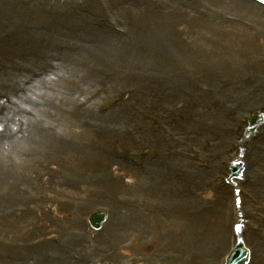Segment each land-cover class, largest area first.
I'll return each instance as SVG.
<instances>
[{
  "label": "rangeland",
  "instance_id": "1",
  "mask_svg": "<svg viewBox=\"0 0 264 264\" xmlns=\"http://www.w3.org/2000/svg\"><path fill=\"white\" fill-rule=\"evenodd\" d=\"M208 1L210 0H200L195 4L197 6H195L193 10L196 11L198 19H209L212 22L218 20L222 22L223 24L216 25L214 28L222 30L223 32L214 35L211 30H207L206 35H201L198 31L200 39L197 41V30L194 29L195 37L193 39V44L190 47L196 51L197 55H199L198 60L200 62L212 64V67L209 69L215 73V77L212 80L214 81L218 79L216 73L222 75L226 73L227 69L230 68L232 64H234L236 55L230 41L238 39L241 41L243 37L249 36L250 34L253 36L256 35L255 32L257 31L259 33H263L261 36L264 39V27H260L259 30L258 25L260 24L257 23L256 18L253 16L254 14H258L257 12L260 11L259 8L252 9L249 6H246V4H231L230 2V4H225L212 1V3H209ZM43 8H45V6H43ZM260 12L264 14V12ZM258 15L260 16V14ZM182 36L184 38L183 33ZM256 42H258L256 39H252V49L248 50L247 58L259 65L261 62L263 63L264 54L254 46ZM236 62L238 63L237 66L241 67V71L244 76L249 75L252 79L253 76L258 75L260 83L262 84V82H264L263 70L252 71L249 68H246L244 64L240 63L243 61L237 60ZM122 64L124 66V71H127V73L131 72L130 66H128L126 62H122ZM45 66L50 67L51 64L41 65L35 55H31L29 57L21 58L18 61V67L9 70L4 66L3 60L0 59V97L3 99V93H5V91H12V94H9L11 95V103H7L4 99H0V167L7 171V175H5L6 180L0 183V199H8L9 197L14 199L9 206L16 215H20L25 211L27 205V201H25V199H27L25 196L26 188H22V185H26L28 183L31 185L32 182L31 192H35L33 198L40 200H37L30 205V210L27 212L29 219H27L24 224L21 223L22 232H24L23 234H26L30 230L28 226L31 223L34 226L36 225L38 228H42L46 233H50V235L52 233V236L57 234L59 226L60 228L63 227L66 229L73 228L75 231L80 230L82 231V234L88 233L89 235L83 238L85 240L82 239L80 241L78 244L79 248H81V244L84 241H92L94 243L93 246H95L99 252L102 250V255L95 252V258L105 259V257L110 258L112 255H117L118 257L116 256V261L118 264H125L121 260L125 261L127 256V261L135 259L134 262L131 261L129 264H144L141 260L143 258L146 259L147 257L151 259V264H153L156 257L163 258V255L169 256V251L165 246H162L163 239L174 231L171 230L169 232L171 226H174L176 229L179 224H182L178 231H183L186 228V221L181 219V216L186 214H180L179 220H177L172 217L161 216L157 213L159 212L161 214L162 209V207H158L156 205L154 200L158 196L151 192H147L146 189V186L152 183L153 177H150L147 180V178L144 179L142 178V175H140V173H145L148 170L146 167H141L139 173L136 170L129 169V167L123 168L117 164H113L112 162L101 160L100 167L103 170L100 174L94 175L96 170L98 171V162L96 163V166L91 168L89 163L86 164V162L82 160V158L87 155L86 140L91 137V135L88 134L89 127H87L86 122H84L86 117L82 114L77 118L75 115L71 116L69 113H64L68 109V104L71 106V110L74 109V101H72V99H70L67 95V101L61 97L65 91L64 85H57L54 80V78L57 80V77L54 76L53 78L52 75V67L50 68L52 73L47 74V77L39 74V71H43L42 69H44L43 67ZM101 66L102 69L98 68L91 70L90 75L92 74L93 81L101 79L105 75L106 68L104 65ZM56 69L59 72V69ZM10 72L12 78L6 79V74ZM58 76L60 81H62L63 78L60 75ZM28 77L33 78L36 81L29 87L26 84ZM213 85L214 84L212 82L204 78V75L201 73L197 65L177 66L169 71L168 74H166V76L159 81L157 84L159 89H156L155 85L150 88L148 105H144L143 107L138 106V108H136L132 104L129 111L136 115L138 117V121L143 123L146 128H148V124L142 121L141 116L149 115L152 118H156L159 116L162 105H166L165 107H171L172 109V105L178 100L183 103L190 102L191 104L192 99L194 105L198 96L203 97L202 90H205V88ZM45 88L47 90L43 92ZM98 88L99 87L97 86L94 89ZM165 88H169V90L167 91ZM123 89H130L135 92L136 85L135 83H128L127 86L116 87L110 93L107 91V95L102 94L101 99H99V103L104 104L109 102L110 99L118 95V92ZM173 90L175 95L168 104L160 102L159 98L155 97V95L159 96V93H157L158 91H165L167 93ZM38 93L41 94L36 96ZM47 93L49 95H47ZM88 93L91 94L93 92L89 91ZM133 95L134 93L132 92L131 97ZM128 99L130 98H126L122 102L121 113L113 110H108L105 113H100L99 111L96 112L97 105L94 106V111L92 113L94 117L100 118V120L107 126L120 130L123 136L130 140L129 145L124 140H119L115 144H107V141H103L106 139L102 137L103 135L96 134V137H98L96 139L102 140L101 142L103 143L100 145L101 150L109 152L114 148L121 149V147H126V149H122V152L124 154L131 153V156H133V154L138 151V147H141L145 152H143L142 161H145L146 156H158L156 168L157 170H162V172L156 173V171L152 168L147 171L151 174H157L156 178L158 181L156 179L157 182L153 183L155 185V192H158L160 189H172L174 193L175 190H183L187 183L186 180L188 179L189 170L186 168L188 163L192 164V168L194 170L197 169L202 171H206L208 165L209 169L206 172L209 173L211 183L207 184L205 182L207 178L203 180L196 177L193 181V185L198 188V191L195 192V194L187 196L183 199H192L193 202L188 204L192 207L200 208L201 210L198 211L202 215H206L208 211L216 208L219 203L221 204L226 202L225 208L222 209V206H220V209H222V219L225 218L224 228H226L228 237L231 236L233 238V227L236 229V225L239 222L241 223L243 235L245 232L246 239H248L249 232L255 233L252 227L253 225L260 227L264 226V200L256 199V197L254 199V195L251 192H248L250 197H242L240 193L234 194L233 189L231 188L225 193L221 188L220 191L217 190L219 185L220 187H223V178L229 175V163L230 161L235 160L236 154H238L239 147L238 145L235 146V142H233V138L237 139V137H231L232 139L224 145L223 143H220L221 135L212 131L206 138L201 139L198 142H194V145H191L174 158L162 159V153L170 155L179 153L181 150L187 133H190L188 131H183L186 127V121L184 120L185 122L183 121L181 123L184 127L181 129L177 127L178 130L182 131L181 133L183 135L181 136H174L168 130L166 132L167 135H164V130H154V132L158 133L161 137H164V139L159 143V145L150 147L143 139L133 138L135 137L134 129H137L136 125L131 127L129 125L123 128L118 125V123L123 121V119L117 120V117H122L124 115L125 109L123 105ZM36 100H43L45 102L56 101L57 105L61 107L57 109L55 103H53V105L50 104L49 106L41 105L46 107L44 109L36 104ZM75 101L82 102L83 100L77 98ZM209 101L210 99H207L205 106L208 111H213L210 107L212 103L209 104ZM260 104L264 105L263 98L253 99L252 106L249 107V110L260 106ZM151 106L157 108V110H147V107ZM227 113H231L236 120H241L247 115V113L245 115H242L241 112L236 113L234 110L229 108L227 110H222V117L226 119ZM251 113H256V111ZM67 116L68 118H66ZM88 118L92 119L91 116H88ZM100 120H91L92 134L93 130H96L97 127L102 124ZM246 123L247 120L245 121V126L243 125L244 128L242 127L243 129H241L240 136L243 135ZM66 126H71V130L69 132L65 131ZM259 132L262 131H258L256 134ZM253 138H255V136H253ZM134 139L137 142H135ZM56 142L59 148H72L75 150L77 153L76 158L79 159L80 162H66L60 155H57L55 151L52 153L50 151L51 146H49V144H52L53 146ZM218 144L222 145L224 150L219 153L213 152L212 148ZM98 149L99 147L95 149V152L97 155L101 156V154L97 152ZM248 152H252V150H248ZM263 153L264 152L262 150H257L252 155H250V153L248 162L250 163L252 159ZM213 164H215L216 168ZM261 165H264V163H261ZM218 170H221V173L224 174V177H222L219 181V185L218 183L212 181L213 176ZM19 177L23 179L20 181L17 179ZM24 179H26V181H24ZM17 182H19V184H17ZM234 182L236 186L240 184L239 180ZM18 186L20 189H18ZM236 186H233L232 188H236ZM13 189H16L15 193ZM244 192L246 193V191ZM236 195L239 203L235 202ZM45 199H59L60 201H58V203H61V207H66L64 213H60V210L53 206V208H46V212L51 214L53 220L42 216L40 211H38V201H45ZM81 206H89L91 213L95 211L97 206L104 207L106 209L107 207L110 208L107 218L105 217L104 219L105 223H103L100 228L106 226L109 229H112L108 232L111 237L115 235L117 229V227L113 228L110 226L112 225V218H116V214L121 211V209L128 210L134 209L132 208L134 206H139L144 207L147 212L151 207L152 211L148 217L149 219H147L145 223L143 221L144 219L138 220L140 227H146L148 223L151 230L146 228L147 234H145L143 238H140L138 243H141L142 246L139 245L137 248L125 251L124 241H126L128 234L132 230L136 231L138 227L130 226L128 223L119 224L118 227L123 230V236L116 239L117 241H120L116 245H118V248L123 250L124 253L117 254L115 253L116 249L113 250V248H111L110 251V248H102L96 237V235L100 232V229H92L90 227L88 224L89 216H84L83 221L81 220L82 225L76 222L66 223V220H63L68 219L71 216H76L77 214L75 215V213L79 211ZM249 206L254 208L249 210H255V215H250L249 212H247L246 209H248ZM181 210L183 212L182 208ZM135 213L138 214V212ZM239 214L241 217L238 216ZM233 215L234 220L232 221L230 219ZM56 218L58 219L56 220ZM59 219L60 221H58ZM37 227L34 228V230L36 229L35 233H37ZM219 229L221 230V219ZM33 235L34 232H32L29 236ZM136 241L137 239H134V242ZM228 242L230 243V239ZM207 243L208 242L205 244ZM217 244L219 246L217 250L213 251L214 253H210V255L205 258L207 264H216L217 259L223 253L222 251L228 249L229 247V245H224L223 247V244ZM209 245L214 248V244L209 243ZM109 246L113 247V244H109ZM11 253L12 252L10 251H6L4 256ZM71 253L72 250L69 249V256ZM26 256V254H22V258H25ZM72 256L75 255L73 254ZM104 263L106 262L103 261L102 264ZM0 264H2L1 259ZM106 264H110V262Z\"/></svg>",
  "mask_w": 264,
  "mask_h": 264
},
{
  "label": "bare ground",
  "instance_id": "2",
  "mask_svg": "<svg viewBox=\"0 0 264 264\" xmlns=\"http://www.w3.org/2000/svg\"><path fill=\"white\" fill-rule=\"evenodd\" d=\"M0 59L3 60L4 66L12 70L18 67V61L21 58L29 57L35 55L39 58H50L54 52L58 54L68 53V50L77 55L80 60H84L86 63L93 62H126L130 66L132 76L129 78H122L121 74H113L110 81L107 83V89L111 92L112 89L128 83H135L136 91L130 99L124 103V115L122 117H117L118 119H123L118 125L122 128L125 126L136 125L137 129L134 132L135 139H143L148 143L150 147L159 145V143L164 139L154 132L152 129H146V126L138 121V117L134 115L129 108L133 104L136 108L138 106L143 107L149 103V93L150 88L155 85L156 89H159L157 84L159 81L168 74L169 71L177 66H193L197 65L204 78L214 85L206 88L203 97L198 96L193 105L191 99V105L189 108L184 106V109L179 112H174L170 107H165L162 105L160 109L159 116L153 119L151 122L157 124L163 119H171L172 117L186 118V129L190 133H187L181 150L179 153L166 154L162 153V159L174 158L176 155L181 154L185 149L194 145V142H198L201 139L206 138L210 132L214 131L221 135L220 143L224 145L232 139L231 137L236 136L239 131L242 120H236L231 113H227V118L222 117V110H227L231 108L236 113H242L245 115L249 113V107L252 106V100L256 98H263L264 100V82L262 84L259 81V76L255 75L251 79L249 75H243L241 67L237 66V60L244 64L246 68L252 71H264V60L257 65L254 61L247 58L248 50L252 49V39H256L258 42L254 44L256 48L264 54V39L261 36L263 33L255 32L256 35L250 34L249 36L243 37L241 41L231 40L230 44L235 52L236 59H234V64L227 69L224 74H217L218 79L212 81L215 77L209 68L212 67L211 63L200 62L199 55L190 46L193 44V39L195 37L194 29L197 30V41L200 39L198 31L201 35H206L207 30H211L212 33L219 34L222 30L214 28L216 25L223 24L222 22L215 20H201L198 19L195 12L185 10L184 4L179 3L177 0H145L143 2L146 5L145 8L142 6V0L137 1V6L132 2V0H123L122 6H116L111 4L110 10L112 12L120 13L128 22L132 23L133 31L131 32L132 38L134 37V43L131 42V38L126 39L115 35L111 30H98L92 25L94 17H101L104 13L97 7V5L92 0H80V7H87L89 12L87 15H72V10L69 7H59L57 4L53 3L52 0H35L34 2L28 3L27 6L22 5L17 0H0ZM224 2L229 0H210L212 2ZM44 4L50 5V11L45 14L43 12L42 6ZM241 5L246 3L240 2ZM247 5V4H246ZM76 7V8H77ZM254 14L257 23L260 27H264V14L260 11ZM39 16V19L44 22L47 27L42 29L33 25L34 17ZM55 21V22H52ZM59 21L63 26L69 25L67 30L65 27L57 24ZM93 31L96 37H93V43L91 46L85 47L78 43H81L79 36L84 33H90ZM131 31V30H130ZM190 31V32H188ZM184 35V38L182 36ZM239 43V45H238ZM236 60V61H235ZM68 75V79H64L70 84L72 90L69 93L73 95L82 94L86 86L91 85V81L86 75H82L80 82L73 83L72 73L69 70L65 71ZM1 78V76H0ZM11 72L6 74V79H11ZM251 80V81H250ZM175 83V81H174ZM76 86V89L73 87ZM47 90L46 88L43 92ZM42 92V93H43ZM160 102L169 103V101L174 97V90L166 93L165 91H158ZM41 93H39L40 95ZM44 94V93H43ZM30 95V94H29ZM45 95V94H44ZM86 92L81 95L85 97ZM31 96V95H30ZM46 96V95H45ZM210 98L212 105L214 106L213 111H208L205 104L207 99ZM37 104V103H36ZM95 103H91L88 110L91 109L93 112ZM263 104H260V107ZM56 108H60L56 106ZM62 110V109H61ZM147 110L156 111L157 108L151 106L147 107ZM85 111L83 109L81 112L77 113V117ZM232 112V111H231ZM245 117V116H244ZM243 117V118H244ZM162 123H164L162 121ZM172 127L171 134L174 136L183 135L178 129L173 125L168 124ZM109 138L108 140L115 143L114 139L119 136V130L108 127ZM257 131H262L259 138H249L241 143L243 151L245 150V145L247 144L248 154L252 155L257 150H262L264 152V127L259 128ZM125 141H128L126 139ZM47 142V141H46ZM51 146L50 151L56 152L60 155L66 162H80L76 158L77 153L72 148L63 149L59 148L57 142L49 144ZM213 152H221L224 150L222 145L218 144L212 148ZM86 151L87 155L82 158L86 164H91L93 160H104L111 161L114 164H118L123 168L129 167V165L121 163L116 159H112L110 155L99 156L95 152V141L90 137V140H86ZM243 153L241 161L244 162V174L243 178L247 181V189L254 195V199L264 200V165H261L255 169L250 168L248 160L250 156ZM238 156V154H236ZM236 158V157H235ZM258 162L264 163V153L259 154L254 158ZM186 162V161H183ZM157 162H148L146 167L148 170L151 168L156 171V173L162 172V170H157ZM215 166V164H213ZM186 168L189 170L188 179L186 180L185 188L180 191L171 189H160L155 192V185L153 183L157 182V174L151 173H140V170L134 169L142 175V178L147 180L153 177L152 183L146 186L147 192H151L158 197L155 200L158 207H162L161 216L172 217L179 220L180 214L181 219L186 221L187 226L183 231H178L181 227L179 224L178 228L174 226L170 227L172 231L164 239L162 246H165L169 251L170 255H163V258L156 257L153 264H207L205 258L210 253H214L220 245H228L229 239L228 233L224 230L225 224L222 219L221 211L225 208L226 202L219 203L216 208L208 211L206 215L201 213H195L196 207H192L190 204L193 202L192 199H183L187 196H191L198 191V188L193 185V181L196 177L205 180L209 178V173L202 170H197L192 168V164L188 163ZM91 169V168H90ZM133 169V168H131ZM222 170V169H221ZM143 172V171H142ZM7 171L0 167V183L6 180ZM167 177V176H162ZM157 179V181H156ZM250 185V186H249ZM14 199L9 197L8 199H0V259L2 264H76L71 262V257L68 254V250L71 249L72 252L77 249L76 255L82 253V249H79L78 244L82 238L78 235L77 231L73 228H59L57 229V234L55 236L46 233L42 228H38L37 233L29 236L22 232L21 223H25L27 213L16 215L9 204ZM39 211L42 216L52 219L51 214L46 212V208L56 207L60 213H64L66 207H61L55 201H38ZM222 206V209H220ZM183 209V212L181 210ZM252 206H249L247 212L250 215H255V210ZM123 213H122V212ZM116 218H112V226L118 227L121 223H128L130 226H136L138 229L136 231L132 230L126 239L133 236L137 239L134 246L131 248H137L141 243H138L140 238H143L147 234L146 228L151 230L150 225L141 226L139 224V219H144L146 222L152 208L148 209L147 212L135 213L136 211L131 209H121ZM91 211L89 206H81L79 212L76 216H71L66 220L68 222H76L82 225L81 219L85 215H90ZM221 216V218H220ZM58 218H56L57 220ZM136 219V220H135ZM221 219V230L219 229V223ZM60 221V219L58 220ZM117 224V225H116ZM29 227V226H28ZM241 228V226H240ZM109 229L103 226L100 232L96 235L98 241L100 242L102 248L107 247L110 251L111 248L115 250V253L122 254L123 250H120L116 239L123 236V230L118 227L116 229L115 235L111 237L108 232ZM80 231V230H79ZM82 232V231H81ZM89 234L86 233L85 236ZM126 236V235H125ZM236 232L233 233V240H235ZM85 240V239H83ZM94 240V239H92ZM95 241V240H94ZM125 242V241H124ZM208 242L207 244H205ZM217 242V243H216ZM204 243V245H203ZM209 243L214 244V248L209 245ZM243 243L250 250L251 262L264 259V232L262 235L249 234L248 239H243ZM66 244L67 247H63ZM113 244V247L109 246ZM6 251L12 252L11 254L4 256ZM126 251V250H125ZM95 252L102 255V250H93L89 258H94ZM97 253V254H98ZM22 254H26L25 258H22ZM117 255H112V257H105L104 261L106 263L113 264L117 263ZM103 257V256H102ZM118 257V256H117ZM149 258V257H148ZM148 258L142 259L141 262L144 264L148 263ZM84 260H88L84 256ZM135 259L132 260L134 262ZM259 264H264L260 261Z\"/></svg>",
  "mask_w": 264,
  "mask_h": 264
}]
</instances>
